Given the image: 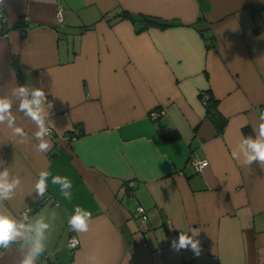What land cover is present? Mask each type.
Listing matches in <instances>:
<instances>
[{"label":"crops","instance_id":"0c3cea01","mask_svg":"<svg viewBox=\"0 0 264 264\" xmlns=\"http://www.w3.org/2000/svg\"><path fill=\"white\" fill-rule=\"evenodd\" d=\"M121 10L168 24L137 30ZM19 85L52 105L47 152L17 110ZM0 96L27 133L19 143L0 124V168L22 181L0 209L46 217L36 264H264V166L232 157L264 123V0H4ZM43 170L72 182L70 201L51 177L36 196ZM76 206L92 213L86 233L68 224ZM181 230L199 231V256L171 248ZM19 259L0 249V264Z\"/></svg>","mask_w":264,"mask_h":264},{"label":"clouds","instance_id":"9594fccd","mask_svg":"<svg viewBox=\"0 0 264 264\" xmlns=\"http://www.w3.org/2000/svg\"><path fill=\"white\" fill-rule=\"evenodd\" d=\"M3 3L4 0H0V5ZM12 96L19 101L17 110L36 125L35 138L39 141L37 150L42 153L49 151L51 141L46 137L49 136L50 129L46 121L49 119V109L52 105L48 104L47 109L45 108L47 96L44 89L19 85L12 90ZM12 109L13 100L6 96H0V124L6 123L7 127L12 129L13 135L20 138L17 142L26 143L27 133L23 127L16 125V118ZM261 119L264 120V115L261 116ZM232 157L238 160L242 157V163L248 167L253 162L264 166V123L260 124L255 138L248 136L239 142L232 152ZM0 165H4L3 160H0ZM204 166H207L206 162ZM49 177H51L52 185H59L63 198L70 201L72 199V182L67 177L52 175L48 170L39 173V178L34 187L36 196L39 198L45 196L49 186ZM21 185L20 177L11 175L7 166L0 168V205L5 200L12 199ZM28 194L31 195V193ZM91 220V211L76 206L68 219V224L72 230L78 233H86L89 230ZM50 228L51 225L43 215L33 217L29 221L26 213L22 219H17L0 209V249L10 250L15 246L20 253L18 264H36L46 251ZM189 231L191 235L188 234ZM198 236L199 231L181 230L178 238L171 241V248L176 252L191 250L195 256H199L202 251L201 244L198 238H194ZM75 243L78 241L73 239L71 246H75Z\"/></svg>","mask_w":264,"mask_h":264},{"label":"built area","instance_id":"2783aa9c","mask_svg":"<svg viewBox=\"0 0 264 264\" xmlns=\"http://www.w3.org/2000/svg\"><path fill=\"white\" fill-rule=\"evenodd\" d=\"M58 14H59V12H58V10H57V13H56L57 18H58ZM5 35H6V33L4 32V33H3V36H5ZM48 127H49V129H50L49 136H51V135H53L54 132H53V129H52L50 126H48ZM76 133H77V129L73 130L71 133L64 134L63 136H64V138H71V137H73L74 135H76ZM189 162H190L191 166L193 167V169H194L195 171H199V170L201 169V167L204 166L205 162L207 163L206 159L198 158V157H196V156H191V157H189ZM135 211L139 214V216H140L142 219L146 218V213H145V211H144V209H143V207H142L141 205H136V206H135ZM25 213H26V214L28 213V209H24V210H22V211L20 212V216L23 217V216L25 215ZM73 239H75V240L77 241L76 237H74V236H70V237L67 239L66 246H67L69 249H72V248L75 247L76 244H77V243H75V246H71V244H72V242H73Z\"/></svg>","mask_w":264,"mask_h":264},{"label":"trees","instance_id":"16d2710c","mask_svg":"<svg viewBox=\"0 0 264 264\" xmlns=\"http://www.w3.org/2000/svg\"><path fill=\"white\" fill-rule=\"evenodd\" d=\"M118 16H121V17H125L126 16V17H128L130 19L137 20L138 23H139V26L137 27V30L144 28L148 24H158V25H161V26L168 24V22L166 20L158 19L157 17L146 15V14H140V13L132 14V13L126 11V10H121L119 12ZM221 121H222V119L220 120V124H221ZM77 133H78V130H77Z\"/></svg>","mask_w":264,"mask_h":264}]
</instances>
